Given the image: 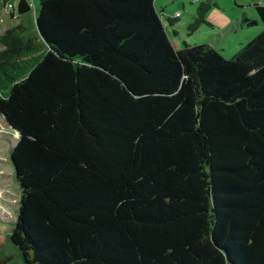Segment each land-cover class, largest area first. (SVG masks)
I'll list each match as a JSON object with an SVG mask.
<instances>
[{
	"label": "trees",
	"instance_id": "1",
	"mask_svg": "<svg viewBox=\"0 0 264 264\" xmlns=\"http://www.w3.org/2000/svg\"><path fill=\"white\" fill-rule=\"evenodd\" d=\"M252 10L261 30L224 55L176 49L154 0H37L32 17L17 1L29 25L0 36V116L17 135L8 239L22 264H264V5Z\"/></svg>",
	"mask_w": 264,
	"mask_h": 264
},
{
	"label": "rangeland",
	"instance_id": "2",
	"mask_svg": "<svg viewBox=\"0 0 264 264\" xmlns=\"http://www.w3.org/2000/svg\"><path fill=\"white\" fill-rule=\"evenodd\" d=\"M205 0H154V7L160 15L172 45L179 49L182 44L208 45L222 49L224 55H231L239 45L253 38L260 30L259 23L241 28H235L243 15L248 21L256 19V14L248 7L257 3L264 5V0H215V6L211 7L204 16L205 24L192 26L197 4ZM17 0L0 2V36L15 26L29 25L24 22L15 11ZM30 7L29 16L32 17L33 7L37 0H27ZM177 12L180 17L172 22V26L166 18H173ZM219 14L222 18L216 23L209 22L208 14ZM224 21V24L221 23ZM240 24V23H239ZM222 25V26H221ZM32 26V23L30 24ZM1 50V46H0ZM17 135L9 129L0 116V264H22V259L17 249L9 242L8 234L13 227L16 208L19 197V189L13 178L12 167L9 163V152L16 141Z\"/></svg>",
	"mask_w": 264,
	"mask_h": 264
},
{
	"label": "crops",
	"instance_id": "3",
	"mask_svg": "<svg viewBox=\"0 0 264 264\" xmlns=\"http://www.w3.org/2000/svg\"><path fill=\"white\" fill-rule=\"evenodd\" d=\"M17 1H18V0H17ZM195 1H198V0H195ZM0 2H1L2 4H5V3H6V0H4V2H2V1L0 0ZM248 8H249L251 11H253L251 7H248ZM175 13H177V12H175ZM175 13H174V14H175ZM174 14H173V15H174ZM207 16H208V19H207V20H208L209 22H211V23H215V24H217V23H216V20H220L219 18H222L221 15H219V14H215V12H213V14H208ZM215 16H216V17L219 16V18H216ZM242 16H243V15H242ZM179 17H180V15H179ZM179 17H178V18H179ZM178 18H177V19H178ZM177 19H176V20H177ZM252 22H254V25L258 24V22H257L256 19H253ZM239 23H240V22H239ZM239 23H238V24L235 23V28H241V27H239ZM221 24L223 25V24H224V21H223ZM222 25H221V26H222ZM260 30H261V26H260ZM260 30H259V31H260ZM215 49H219V48L216 47Z\"/></svg>",
	"mask_w": 264,
	"mask_h": 264
},
{
	"label": "built area",
	"instance_id": "4",
	"mask_svg": "<svg viewBox=\"0 0 264 264\" xmlns=\"http://www.w3.org/2000/svg\"><path fill=\"white\" fill-rule=\"evenodd\" d=\"M173 17H179V14L178 13H175L174 15H173Z\"/></svg>",
	"mask_w": 264,
	"mask_h": 264
},
{
	"label": "water",
	"instance_id": "5",
	"mask_svg": "<svg viewBox=\"0 0 264 264\" xmlns=\"http://www.w3.org/2000/svg\"><path fill=\"white\" fill-rule=\"evenodd\" d=\"M10 163V162H9Z\"/></svg>",
	"mask_w": 264,
	"mask_h": 264
}]
</instances>
